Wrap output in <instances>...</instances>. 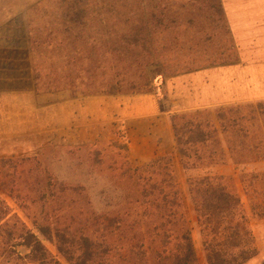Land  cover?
I'll use <instances>...</instances> for the list:
<instances>
[{"label": "trees", "instance_id": "obj_1", "mask_svg": "<svg viewBox=\"0 0 264 264\" xmlns=\"http://www.w3.org/2000/svg\"><path fill=\"white\" fill-rule=\"evenodd\" d=\"M195 1L202 5L198 15L214 19L213 32L223 37L212 42L214 52L207 45L214 37L202 39L207 32L184 13V0H58L51 14L42 9L47 24L36 40L30 32L36 93L150 94L159 76L237 63L221 0ZM49 22L57 23L49 28ZM171 123L186 172L230 160L264 161V101L174 114ZM71 157V180L41 158L17 160L9 175L0 169V264H200L173 154L135 167L128 144L94 142L73 147ZM32 164L38 168L20 170ZM242 179L245 186L264 183V174ZM188 186L206 263L254 259V236L233 178L205 174L190 177ZM250 202L252 213L263 217Z\"/></svg>", "mask_w": 264, "mask_h": 264}, {"label": "rangeland", "instance_id": "obj_2", "mask_svg": "<svg viewBox=\"0 0 264 264\" xmlns=\"http://www.w3.org/2000/svg\"><path fill=\"white\" fill-rule=\"evenodd\" d=\"M226 1L228 4L231 0ZM244 1L240 0L241 4ZM153 2L158 5L161 0H153ZM221 2L224 8L225 1L221 0ZM57 3L58 0H0V169L9 171L8 175L15 171L17 160L41 158L50 171L55 172L62 179L71 180L75 171L71 157L73 147L94 142H103L104 145L114 142L128 144L130 160L135 167H139L144 164L133 159L132 143L149 137L155 138L153 132L156 130L161 133L158 139L160 143L163 134L168 130V124L162 121V117L191 114L199 110H209L214 113L225 107L264 101L250 100L247 93L256 85H250L251 81L247 76L251 73H246L245 67L254 58L252 52L255 53L258 49L261 51V47L260 45L256 48V45L243 46L245 33L242 31L240 44L236 45L239 56L244 61L241 59L232 65L208 67L177 76H159L155 82L154 92L150 94L80 95L74 99L69 93L63 92L56 96H44L42 103L35 104L29 96L28 98L25 96L27 88L31 89L33 85L30 72L27 74L28 66L32 67L33 60L30 32L34 34L33 38L36 40L43 26L47 24L43 22L42 14L45 12H42V9L45 8L46 12L51 14L53 8L58 7ZM40 6L41 12L36 13V9ZM200 8H202L201 3L184 0V13L193 14L197 26L199 23L197 29L202 26L207 32L202 39L214 37L207 43L211 47L209 52H214L213 43L223 41V37L213 32L215 28L213 18L210 21L207 20L208 16L202 17L201 13L198 15ZM240 13L236 15L240 21L236 24L244 26L245 15L244 12ZM49 23H53L49 26L52 28L57 22ZM197 37L199 38V35L196 33ZM254 64L258 74H261L263 62L258 60ZM167 154H173L176 161L200 264L207 263L202 235L189 194L188 179L205 174L233 178L244 204L257 248L256 257L248 264H263L264 215L258 217L252 213L250 200L260 208H257L256 213L264 214L261 210L264 206V183L250 185L247 183L245 186L242 176L264 174V161L236 165L230 160L226 165L186 172L179 162L178 151ZM34 168L38 167L32 164L20 170L27 171ZM248 179L246 177L244 180ZM6 199L14 213L33 228L30 220L15 202ZM40 238L48 250L57 255L55 246L43 237ZM62 262L65 264L64 261Z\"/></svg>", "mask_w": 264, "mask_h": 264}, {"label": "crops", "instance_id": "obj_3", "mask_svg": "<svg viewBox=\"0 0 264 264\" xmlns=\"http://www.w3.org/2000/svg\"><path fill=\"white\" fill-rule=\"evenodd\" d=\"M224 10L227 15V20L230 26L231 31L233 32L234 39L236 44H240V36H242L241 32L244 31L245 38L243 39L244 45L246 47L255 46L259 47L261 51L258 49L254 52V58L250 63L245 67L246 73H251L250 76H247V79H250V85H256L250 91H248V95L250 100H264V0H245L243 4H241L240 0H231L227 4V1L224 0ZM228 5V7H227ZM243 5V6H242ZM228 8V9H227ZM243 13L245 15V24L244 26H238L236 23L239 21V18L236 17L239 13ZM239 12V13H238ZM240 13V14H241ZM235 16V17H234ZM240 22V21H239ZM241 34V35H240ZM256 39H260L256 41ZM238 41V42H237ZM263 59H259V58ZM239 61L243 58L239 56ZM261 60L263 62V66L261 65L262 71L261 74H258L256 65L254 64L256 61ZM31 79L32 77V69L28 66L27 74H29ZM33 82V81H32ZM32 88H27L25 96L30 97L31 100L34 101L35 104L42 103L44 101V96H56L57 94H37L33 85ZM31 90V91H29ZM70 97H72L70 95ZM79 97V96H78ZM76 99L77 97H73ZM185 109V103H184ZM162 121L168 124V130L165 134H163V139H161L160 143L158 139L161 135L157 130L153 132V136L155 138L149 137L146 139H142L141 141L136 140L132 143V157L135 161L141 164L148 163L158 157L159 155L173 153L177 151L174 131L171 123V116L162 117ZM159 134V136H158Z\"/></svg>", "mask_w": 264, "mask_h": 264}]
</instances>
